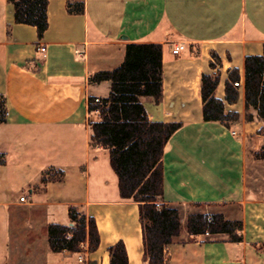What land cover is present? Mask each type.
I'll list each match as a JSON object with an SVG mask.
<instances>
[{"label":"crops","instance_id":"1","mask_svg":"<svg viewBox=\"0 0 264 264\" xmlns=\"http://www.w3.org/2000/svg\"><path fill=\"white\" fill-rule=\"evenodd\" d=\"M69 2L83 3V12L69 13ZM47 21L38 38L0 0V264H110L108 248L119 241L128 264H147L138 204L121 198L108 150L91 146L89 122L99 116L87 110L88 97L111 89L89 84V76L120 65L128 44L161 45L162 99L142 105L152 122L181 123L163 149L160 203L184 208L164 264H264V160L254 157L264 121L253 109L247 121L244 101V59L264 45V0H48ZM178 43L184 49L174 55ZM233 69L241 85L228 104L224 84ZM212 73L215 97L236 122L203 121L201 76ZM49 169L62 180L41 183ZM195 203L240 220L242 241L189 235L185 208ZM69 207L94 219L96 251L50 250L47 227L70 225Z\"/></svg>","mask_w":264,"mask_h":264},{"label":"trees","instance_id":"2","mask_svg":"<svg viewBox=\"0 0 264 264\" xmlns=\"http://www.w3.org/2000/svg\"><path fill=\"white\" fill-rule=\"evenodd\" d=\"M14 9V21L35 27L41 38L48 27V0H7ZM69 13L83 12V3H68ZM219 64V58L212 54ZM214 62L210 67L214 68ZM245 119L252 120L249 110L256 111L264 121V45L259 56L244 59ZM239 79L237 69L229 72L224 84V99L228 104L238 100ZM91 85L108 83L111 86L106 97H88V112H98L99 119L89 122L91 146L108 150L110 166L118 178L122 199L138 204L142 230L144 256L147 264H164V247L171 244L182 231L180 207L160 203L163 197V149L181 123L152 122L142 105L143 99L158 104L162 99L163 72L160 44H128L123 61L111 70H102L88 78ZM219 83L217 73L201 76L202 118L204 122L228 124L239 118L235 112H225L223 101L215 97ZM5 121V109L0 100V123ZM255 159L264 160V141ZM61 171L46 170L41 183L61 181ZM192 208H201L195 203ZM70 225L49 224L47 239L52 252L70 251L79 253L81 245L89 252L99 246V232L93 218L86 217L75 207L68 208ZM185 230L189 235L208 241L210 237L225 234L233 243L242 241L240 220L230 221L221 213L188 212ZM110 264H128L125 245L122 241L108 248Z\"/></svg>","mask_w":264,"mask_h":264},{"label":"built area","instance_id":"3","mask_svg":"<svg viewBox=\"0 0 264 264\" xmlns=\"http://www.w3.org/2000/svg\"><path fill=\"white\" fill-rule=\"evenodd\" d=\"M183 49H184V44H182V43H178V44L175 46V48L172 50V54L177 55V54H179ZM40 51L43 53V52L45 51V48H44V47H41V48H40ZM233 85H234L236 88L240 87V85H241V84H240V80L238 79L237 81H235V82L233 83ZM98 100H99V97H95V102H98ZM94 113L98 114L97 111L94 112ZM233 134H234V132H233ZM19 201H20V202H25V197H24V196H20ZM84 247H85V246L81 245V248H82V249H83ZM79 259L81 260L82 257H79Z\"/></svg>","mask_w":264,"mask_h":264},{"label":"rangeland","instance_id":"4","mask_svg":"<svg viewBox=\"0 0 264 264\" xmlns=\"http://www.w3.org/2000/svg\"><path fill=\"white\" fill-rule=\"evenodd\" d=\"M185 210L188 212H194V211H200V212H207L208 214H212V213H215L219 210V207L218 206H209V207H201V208H192V207H186ZM180 211L181 213L184 212V208L180 207Z\"/></svg>","mask_w":264,"mask_h":264}]
</instances>
